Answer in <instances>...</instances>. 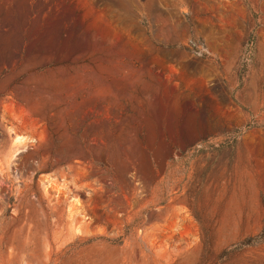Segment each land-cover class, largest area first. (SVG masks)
<instances>
[{"label": "rangeland", "instance_id": "1", "mask_svg": "<svg viewBox=\"0 0 264 264\" xmlns=\"http://www.w3.org/2000/svg\"><path fill=\"white\" fill-rule=\"evenodd\" d=\"M0 264H264V0H0Z\"/></svg>", "mask_w": 264, "mask_h": 264}]
</instances>
